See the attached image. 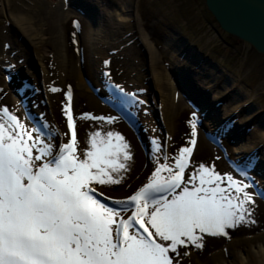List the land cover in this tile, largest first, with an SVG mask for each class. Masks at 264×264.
Wrapping results in <instances>:
<instances>
[{
    "label": "snow or ice",
    "instance_id": "obj_1",
    "mask_svg": "<svg viewBox=\"0 0 264 264\" xmlns=\"http://www.w3.org/2000/svg\"><path fill=\"white\" fill-rule=\"evenodd\" d=\"M66 97L63 136L34 135L41 129L29 130L7 106L0 108V264H173L180 248L202 249L205 234L228 236L229 229L255 223L249 183L203 164L185 179L197 143L195 113L190 146L162 156L133 195L102 202L94 185L122 183L130 146L101 124L78 151L77 120L111 125L116 118H74L70 88Z\"/></svg>",
    "mask_w": 264,
    "mask_h": 264
},
{
    "label": "rangeland",
    "instance_id": "obj_2",
    "mask_svg": "<svg viewBox=\"0 0 264 264\" xmlns=\"http://www.w3.org/2000/svg\"><path fill=\"white\" fill-rule=\"evenodd\" d=\"M35 1L37 0H10V7L8 10L4 12L0 11V67L4 68L5 66H10L15 62L8 63L7 65V62L3 61L4 56H13L14 59L19 57V43L25 47V50L27 49L32 52V49L28 46V43L19 32V29L15 28V25L9 18H20V16H22L20 14L21 9H18L21 4L24 2L29 8V5L32 6ZM39 1L41 3L38 2L35 5L42 10L45 8L49 13H54L56 11V6H54L55 0ZM124 1L125 0H109L108 2L107 0V10L108 8H114L112 15L113 18H115V23L118 17L116 11L121 8L120 5H122ZM129 1L135 4L139 20L138 22L129 20L119 25L118 30H115L116 34L110 36V44H108L109 40L106 39L103 42L101 41V44L95 41H93L95 42L93 43L91 40L92 37L90 36L91 25L86 22L87 20L85 18L76 16L74 11L69 10L70 8L67 9L65 12L69 13V15L71 14L72 17L69 16V18L63 22L61 21V23L55 21L58 31L55 37L59 38L58 41L63 49L64 66L61 65L63 63H60L61 53L59 55L55 52V49H53L51 40H53L54 37H51L50 40L48 34L42 35L43 47L41 52L37 53V55L43 56V69L45 72H42L38 63L37 68H35V64L30 69L28 66L29 75L33 79L29 82L37 86L36 89L43 97L42 101H39V97L37 102L47 106L46 112L47 117H50V125L54 128L55 132H58L61 136L68 132L63 108L68 103L66 93L69 88L72 93L71 108L74 118L84 113H90L93 116L116 118L115 122L111 125L94 120H77L78 151L87 147L86 134L90 131H95L96 126L101 124L103 125L104 132L109 130L118 132L123 135L127 143L128 141L132 143H128L130 146L128 151L131 153L132 159L126 162L127 171L120 173V176L123 177L122 183L111 186L94 185L98 193L104 194L111 200H122L133 195L148 181L157 167L158 162H162L160 159L162 156L167 155L171 157L173 154L177 153L180 148L190 146L189 141L192 139V113L188 111L187 108L180 109L177 112L170 110L172 111V113L169 114L172 117V122H170V119H167L169 117L168 111L164 110V112H162V107H160L159 111H161V113L159 116L156 113L152 115L154 117L153 119L152 116L148 115L146 119L149 118V120L145 121L149 124H142V127L144 126V130L146 131L143 134L146 139L150 134H152L153 139H155L153 144H150L148 139H145L143 149L133 133V130L129 129V127L124 124L117 113L110 112L109 109L104 107L97 99L94 90H92V87L93 89H98V86H100V75L98 73L103 70L104 73H107V75L109 74L108 76L111 77L112 81H115L120 86L123 85V88L127 87L130 89V87L125 85L128 81L132 84L133 79H135L134 83L136 84L132 89L142 90L143 93L150 94V92H148V85H150L151 77L139 78L144 72L146 74L143 64L146 60L148 62V56L143 54V48L140 47L142 44L137 40V34H139L138 30H141L146 37H149L148 40L152 42L153 47L159 53L154 71L160 72L159 67H161L164 71L170 72V68L173 65L167 59L169 57V51L164 48V38L168 37L173 40L174 37H177L175 39L177 42L180 37L177 34L180 33L185 40L199 49L201 54L211 58L216 65L221 64L219 66H222L221 70L225 76L229 77L231 80L236 76L242 85V92L246 91V88L253 89L258 95L257 100L261 101V104H264V100H261L264 98V86L262 85V88L257 86V84H260V81L264 84V58L251 54L252 52H250L245 44L236 42L224 34L212 21L211 15L208 14L209 12L201 0ZM33 12L34 11L30 14L31 18L35 16ZM21 13L24 14L26 12L22 10ZM196 19L199 21V24L196 23L198 25L194 24ZM17 20L19 23V19ZM6 21L9 22L8 26L4 25ZM9 25L14 29H11ZM170 32L171 34L175 32V34L170 36ZM180 44L183 43L180 42ZM175 47L178 46L175 45ZM14 51H16V53ZM35 55V53L33 55L30 54V58H33V62L38 59V56L36 57ZM177 55L181 60L183 56ZM23 57L27 58L25 55ZM24 63L25 62L19 65V67L22 65L26 67ZM257 67L259 69H257ZM77 69L80 71L79 76L85 88L78 83ZM19 70L21 74H25L24 71L22 72L21 69ZM11 71V69L8 70V73ZM176 75H179L178 72H176ZM7 77L6 75L0 74V108L7 106L22 123L24 121L29 125V129L32 130L31 124L25 120L24 111L18 105L17 99L8 90L9 88L6 85L7 82H5L7 81ZM39 86H41V89H39ZM232 86L229 85L228 87ZM254 86L257 87L255 88ZM52 88H57L60 91L53 92L51 91ZM163 92L165 95L168 93L170 94L169 89ZM163 95L162 93V96ZM216 103L218 102H213L212 104L216 105ZM221 103L220 101L217 105L222 107L223 103ZM159 122H161V125ZM168 123L170 128L167 126ZM202 125L203 130L197 127V136L195 138L197 143L193 149L190 158V167L185 173V179H187L188 174L200 164L210 168L214 166L216 172L222 176L231 173L230 168L225 165L219 150L211 145L206 138L207 130H204L206 128V122L204 121ZM153 126H156L155 129L159 130L154 131V128H151ZM142 127H139V130ZM162 128L163 133L161 132L160 134ZM247 133H250V130H248ZM255 134H258V131L253 132L254 138L256 136ZM68 138L69 137H65L64 142H67ZM55 143L58 145L60 139L57 138ZM156 144L162 146V151L160 153L154 150ZM133 146L135 147L134 149L132 148ZM233 178L236 179L234 176ZM240 181L243 180L240 179ZM260 182L261 179L259 178V185ZM247 191L253 195L255 200L254 205H249L252 209L251 219L255 220V223L241 224L234 229H229L227 230L228 236L212 237L205 234L203 237L204 247L202 249H196L192 245H189L187 248H180V256L173 260V264H177V261L178 264H236L235 259L240 255L248 259V262L244 264H256V262L251 261V257L254 256L251 254L256 252L259 247H264V207H258V203L263 202H260L259 198L256 197L252 188H248ZM247 237L250 239H247ZM210 239L213 240L214 243L211 242ZM184 252H188L189 254L184 255ZM238 253L239 255H236ZM170 255L175 254L170 253ZM259 258L260 257H258V259Z\"/></svg>",
    "mask_w": 264,
    "mask_h": 264
},
{
    "label": "bare ground",
    "instance_id": "obj_3",
    "mask_svg": "<svg viewBox=\"0 0 264 264\" xmlns=\"http://www.w3.org/2000/svg\"><path fill=\"white\" fill-rule=\"evenodd\" d=\"M201 1L206 7L205 0ZM38 2L41 3L39 0H37L32 4V6L29 5V8L27 4L23 2L18 9H21V12L22 10L26 12L24 14L20 12L23 17L20 16V18L15 19H12L11 17L9 18L10 21L15 25V28L19 29V32L26 40L33 53L30 50H25V47L23 45H20L19 43L20 59L19 57L14 59L13 56H4L3 58V61L7 62V65L8 63L15 61L11 64L12 66L10 65V69L12 71L8 73L4 68L0 67V74L9 77V83H6V85L8 87L10 86L9 89H11L13 95L16 92L17 97L19 96L21 98H25L23 99V101H26V96L30 95V100H32L33 103L29 105L27 102L28 113L31 114L35 123H37V120H41L39 118L40 113H38L37 109L39 108V111H41V109L44 108L43 110L46 112L47 106L42 107L41 104H38L37 102L39 97V101H42L43 98L41 97V95H35V86L33 88L30 87L27 89H23L19 93L18 91L21 90V87H23L24 81L28 82L30 80H33L29 75L30 72L28 71V66L30 69L35 64V68H37L38 63V66L41 67L42 72H45V70L43 69V56L37 55V53L41 52V49L43 47L41 39L43 34H48L50 40L51 37H54L53 40H51V42L53 43V49H55V52L57 54L60 55L61 53L62 56H60V63H63L61 65L64 66L63 49L58 41L59 38L55 37V34L58 33L55 21L57 23H61V21L63 22L64 20L69 18L71 14L69 15V13L65 12L67 9L70 8L69 10L74 11L76 13V16L83 17L87 20L86 22L91 25V40L92 42H100L98 44H101L105 39L109 40L108 44H110V36H114V34H116L115 30H118L119 25L129 20H135V22H138L139 20L135 4L129 0H125L124 3L120 5L121 8L116 11V14L118 15V17L116 18V23L114 22L115 18H113L112 15L114 8H108V10L110 11L107 10V0H55L54 6H56V11L54 13H49L45 8L44 10H42L40 7L36 6L35 4H37ZM42 2H44V0H42ZM262 2H264V0H262ZM9 7L10 0H0V11L4 12L5 10H8ZM32 11H34L33 13H35L34 18L30 17ZM207 11L209 12L208 14L211 15L212 21L220 29L218 21L215 20L214 15H212L208 9ZM223 15L224 17L226 16V14ZM260 16L264 19V14ZM17 19H19V23L17 22ZM196 23L199 24L198 19H196L194 22L195 25H198ZM8 24L9 22L7 21L4 23L5 26H8ZM10 28L14 29L12 26H10ZM138 31L139 34H137V40L142 44V46L140 45V47L143 48V54L148 56V62L146 60L143 64V67L146 70V74L143 71L144 73L141 74V77L139 78H145L148 76L151 77L150 85H148V92H150L151 96L143 95L139 92V90L132 89L136 84L134 83L135 79H133L132 84L130 83V81L126 83L125 86L130 87V89L127 87L123 88L122 85L120 88L123 89H120L122 90L120 94H114L113 92L109 93V91L103 87L104 83L102 82V87H100L99 90L100 93L106 94V97H110L108 98V100H114V106L115 108H118L119 111H125V113L127 112L128 114L125 117L132 124H136L135 121L139 120L141 114L144 112L140 109L138 104H145L144 109H146V106L151 108L146 109L147 111H145V113H147V117L148 115L152 116L155 113L159 115L161 113V111H159L160 107H162V112H164V110H167L169 115L170 113H172V111L177 112L180 109H185V105L187 103L196 105L200 108V110H198L200 112L195 111L194 113L205 120L206 129L210 136L212 135L222 145H225V140L223 138L228 136L232 142L237 143L236 146H233L234 156L235 159L239 161V163L244 160V165L247 168L246 173L250 172V169L254 167V163L262 162V165L260 167L257 166V172L259 174L257 172L256 173L261 178V182L260 185L256 186V189L257 191H261L264 194V104H261L262 102L257 100L258 95L255 93V91L253 89L246 88V91L242 92V85L240 84V80L236 76V78L234 77V79L232 80L229 77L225 76L223 74V71L221 70L222 66H219L221 64L216 65V63H214L211 58H208L206 55L201 54L200 50L195 48L193 44H190L187 40H185V38L182 37L179 32V34L177 35H179L180 37L177 42L175 40L177 37H174L173 40L165 37L163 42L164 48L169 51V57L167 59L173 65L170 68V72L164 71L161 67H159L160 72L154 71L155 65L158 61L157 56L159 55V53L153 47L152 42L148 40L149 37H146L145 34L141 32V30ZM257 33L260 36L264 37V28H262V26L258 27ZM173 34H175V32H172V34L170 32V36ZM249 37L250 39H253L252 36ZM231 39L236 42L245 44L249 48L250 52H252L251 54H255L264 58V39L260 40L259 44L253 41L252 43L250 41L243 42L233 37H231ZM180 42H182L183 44H180ZM175 45H177L178 47H175ZM14 52L16 53V51ZM34 53L36 54V57L38 56V59L37 61L35 60V62H33V58H30V54L33 55ZM177 54L183 56L181 60L179 59L180 57L178 58ZM24 55L27 56V58L23 57ZM16 61H18L20 65L25 62L24 64H26V67L22 65L19 68L22 72H25L24 75L26 77V80L22 75L16 74H21L20 71L16 73L14 72L17 70L14 69L16 66ZM257 69L259 68L257 67ZM176 72H178V76L176 75ZM76 73L78 76L79 85L85 88L83 81L79 76L80 71L78 69L76 70ZM98 74L100 75V80H103L104 82L109 81L108 85H112V80L107 77L106 73H104L103 70ZM259 83L260 84H257V86H264L261 81ZM229 85L233 86L228 87ZM27 86H30L29 83ZM257 86L254 87L256 88ZM168 89L170 91V94L168 93L167 95H165L163 91ZM162 93L164 94L163 96ZM132 98H134L136 102ZM261 100H264V98H262ZM17 101L19 102L18 99ZM220 101L223 103L222 107L220 105H217L220 103ZM213 102L218 103L214 105L212 104ZM192 109L195 108L192 107ZM142 117L143 116H141V118ZM167 119H170L169 121L172 122V117L170 115ZM145 120H149V118L141 119L140 122L144 123L145 125L149 124ZM43 124L48 126V123L46 121H44ZM167 126L168 128H170L169 123ZM151 128H154V131L159 130L155 129L156 126H153ZM223 129L227 131L226 135L223 134ZM248 130H250V133H247ZM256 131H258V134H255L256 136L254 138L253 132ZM128 143L132 144L130 141H128ZM132 148L134 149L135 147L133 146ZM255 152L257 154H255ZM259 156L261 157V159H258ZM260 206L264 207V204L258 203L259 208ZM247 239L250 238L247 237ZM211 242L214 243L213 240H211ZM236 255H239V253ZM251 255H254L253 257H251L252 262H256V264H264V247H259L256 252H253V254ZM257 256L260 258L258 259ZM235 260L236 264H244L245 262H248L247 257H243L242 255L238 256Z\"/></svg>",
    "mask_w": 264,
    "mask_h": 264
},
{
    "label": "water",
    "instance_id": "obj_4",
    "mask_svg": "<svg viewBox=\"0 0 264 264\" xmlns=\"http://www.w3.org/2000/svg\"><path fill=\"white\" fill-rule=\"evenodd\" d=\"M205 4L218 21L220 29L229 36L257 44L264 39L257 33L258 27L264 28V19L260 16L264 14L262 0H205ZM223 14L226 16L224 17Z\"/></svg>",
    "mask_w": 264,
    "mask_h": 264
}]
</instances>
